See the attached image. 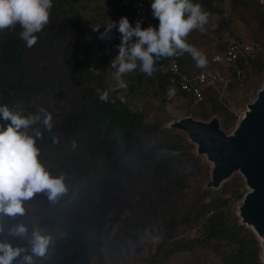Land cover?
<instances>
[{"label":"trees","instance_id":"obj_1","mask_svg":"<svg viewBox=\"0 0 264 264\" xmlns=\"http://www.w3.org/2000/svg\"><path fill=\"white\" fill-rule=\"evenodd\" d=\"M91 1L52 0L49 23L35 34L37 43L31 48L20 39L19 24L0 31V105L24 109L41 91L60 95L68 87L81 88L80 94L72 93L70 109L52 121L51 132L43 123L28 132L33 136L36 131L42 133V138L36 139L38 159L51 176L62 175L67 188L55 201L49 200L46 192L26 201L46 216L48 235L53 238L41 259L85 261L97 255L103 264L94 233L103 222L102 207L90 195L89 186L101 180L118 160L134 155L168 186L184 187L194 181L196 187L182 207L163 208L159 213L162 239L150 264H165L175 253L204 250L214 253L218 264H261L257 236L240 223L232 207L244 195L243 178L237 175L216 189L205 184L202 188L198 183L208 180L209 166L195 153L184 132L164 125L176 118L175 101L185 99L194 116L206 120L218 115L225 130L234 126L237 104L256 92L264 72V0H194L210 13L209 20L217 17L212 33L205 34L211 36V42L201 50L207 67L197 68L189 53L163 58L151 77L139 67L126 74L127 88L110 91L107 103L99 100L97 89L115 87L110 61L118 53L120 34L113 28L111 39L98 38L109 19L91 6ZM142 1L151 4V0ZM97 26L99 31H94ZM232 44H248L252 51L231 62L212 61ZM174 58L179 69L176 73L170 69ZM208 70L216 71L219 79L205 87L203 99L194 103L180 88L182 75ZM171 89L175 94L170 96ZM228 92L234 101L226 96ZM55 229L63 235L54 233ZM8 239L26 246L19 238Z\"/></svg>","mask_w":264,"mask_h":264},{"label":"clouds","instance_id":"obj_2","mask_svg":"<svg viewBox=\"0 0 264 264\" xmlns=\"http://www.w3.org/2000/svg\"><path fill=\"white\" fill-rule=\"evenodd\" d=\"M52 0H0V31L13 28L17 24L22 28L20 39L26 47L37 43L36 33L49 23ZM152 16L158 20L156 26L141 27V21L133 26L127 17L111 21L104 26L99 39H111V30L117 29L120 43L118 53L110 61L114 69L115 87L110 90L97 89L101 102L110 101V91L126 89L124 76L139 70L151 77L157 71L156 65L163 58L189 53L197 68L207 67L206 56L186 42L194 30L206 31L210 13L194 0H151ZM100 27L93 28L99 31ZM170 96L175 94L171 89ZM23 110H14L0 105V264H35L34 258L45 257L53 238L39 230H31L20 223L7 229L4 217L15 218L25 213L24 204L35 194L46 192L51 201L66 193L64 177L51 176L40 163L36 139L42 133L36 131L29 135L28 129L42 122L45 129L52 131V115L44 108L35 114L24 115ZM8 237L19 238L23 244L14 245Z\"/></svg>","mask_w":264,"mask_h":264},{"label":"rangeland","instance_id":"obj_3","mask_svg":"<svg viewBox=\"0 0 264 264\" xmlns=\"http://www.w3.org/2000/svg\"><path fill=\"white\" fill-rule=\"evenodd\" d=\"M129 2L130 0H93L90 5L103 11L108 15L109 20L119 21L122 16L128 18ZM216 21L217 17L209 20L208 24L205 25L206 31L203 33L198 30L191 32L186 38V42L201 51L210 44L211 36L205 37V34L212 33ZM263 82L264 72L257 90ZM79 88L68 87L60 95L50 90L41 91L26 104V107L22 109V114H35L40 108H44L52 115L53 120L60 118L70 109L72 93L80 94L81 88ZM234 93H240V91ZM255 94L256 92L250 94L247 99H241L237 107L235 104L239 110L238 117L242 114L243 105L254 98ZM227 95L231 96L233 101L236 99L229 92ZM175 104L177 106L174 111L175 117L194 116L185 99H177ZM7 106L14 110H21L12 107L10 104ZM152 112L153 110L150 113ZM194 117L198 118L197 116ZM40 124L42 122L37 123V125ZM27 131L29 132L30 128ZM202 159L209 166L210 172V164L206 162L204 157ZM237 175L240 174L236 173L232 178ZM206 181L195 182L202 185L203 188ZM89 189L90 195L98 200L102 207L103 222L94 233L99 243L103 264H150L151 256L156 254L158 243L162 239L160 220L157 218L159 213L163 208L178 209L182 207L189 200V196L196 190V187L194 181L189 182L184 187L168 186L143 167L134 155H128L118 160L112 168L106 170L103 178L89 186ZM242 189L244 193L247 191L245 184ZM238 201L232 206L235 211ZM24 207L23 216L4 217V227L9 229L23 223L30 232L35 229L48 235L50 228L46 216L38 208L26 202ZM54 233L59 236L63 235L60 229H55ZM193 234V231L189 232V235ZM34 259L35 264H100L97 255H93L85 261L70 258L67 261L51 260L52 262H44L41 258ZM217 260L218 257L214 253L204 250L194 253H175L165 261V264H218Z\"/></svg>","mask_w":264,"mask_h":264},{"label":"water","instance_id":"obj_4","mask_svg":"<svg viewBox=\"0 0 264 264\" xmlns=\"http://www.w3.org/2000/svg\"><path fill=\"white\" fill-rule=\"evenodd\" d=\"M164 126L184 132L195 153L210 164L206 188L216 189L234 174L241 175L247 191L237 203L236 215L257 236L264 264V82L243 105L230 130L222 127L218 115L206 120L192 115L176 117Z\"/></svg>","mask_w":264,"mask_h":264},{"label":"built area","instance_id":"obj_5","mask_svg":"<svg viewBox=\"0 0 264 264\" xmlns=\"http://www.w3.org/2000/svg\"><path fill=\"white\" fill-rule=\"evenodd\" d=\"M263 1V0H261ZM129 22L134 26L135 21H141V27H148L149 25L156 26L158 20L153 18L149 3L142 0H135L129 5ZM252 51V47L248 44H232L226 49L213 56L212 61L215 62H231L244 52ZM171 71L178 72V63L174 58L170 67ZM219 79V74L214 70L201 71L193 76L182 75L180 81V88L185 94L192 99L194 103L203 99V92L205 87L211 83H215Z\"/></svg>","mask_w":264,"mask_h":264}]
</instances>
